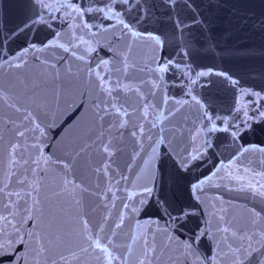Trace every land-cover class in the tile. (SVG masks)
<instances>
[{"label": "snow or ice", "instance_id": "obj_1", "mask_svg": "<svg viewBox=\"0 0 264 264\" xmlns=\"http://www.w3.org/2000/svg\"><path fill=\"white\" fill-rule=\"evenodd\" d=\"M212 7L11 0L0 264H264V46L222 45Z\"/></svg>", "mask_w": 264, "mask_h": 264}, {"label": "water", "instance_id": "obj_2", "mask_svg": "<svg viewBox=\"0 0 264 264\" xmlns=\"http://www.w3.org/2000/svg\"><path fill=\"white\" fill-rule=\"evenodd\" d=\"M213 5L211 11L218 17L215 24V31L222 45L226 47H252L256 50L257 63L260 59V50L264 46V34H262L259 24L255 29L235 21L231 15L232 5H241L249 10V14H255L258 19L261 12H264V0H223L224 7L216 8V0H211ZM14 11L11 8V0H0V26L5 22H10L14 18ZM231 32V36L226 33ZM230 62V61H228ZM257 138H264V132L259 129L256 132Z\"/></svg>", "mask_w": 264, "mask_h": 264}]
</instances>
